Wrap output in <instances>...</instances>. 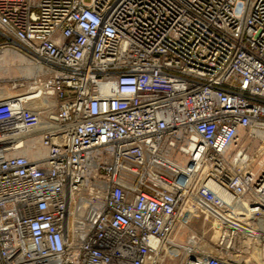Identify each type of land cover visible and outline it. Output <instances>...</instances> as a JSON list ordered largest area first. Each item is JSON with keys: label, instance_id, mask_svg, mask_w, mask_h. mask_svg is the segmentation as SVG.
I'll return each instance as SVG.
<instances>
[{"label": "built area", "instance_id": "1", "mask_svg": "<svg viewBox=\"0 0 264 264\" xmlns=\"http://www.w3.org/2000/svg\"><path fill=\"white\" fill-rule=\"evenodd\" d=\"M0 71V264H264V0H0Z\"/></svg>", "mask_w": 264, "mask_h": 264}, {"label": "rangeland", "instance_id": "2", "mask_svg": "<svg viewBox=\"0 0 264 264\" xmlns=\"http://www.w3.org/2000/svg\"><path fill=\"white\" fill-rule=\"evenodd\" d=\"M88 1V0H86ZM2 71H0L1 73ZM3 77H5V74L3 73ZM0 86L2 87L0 90V95L1 92L5 89H7L8 91L11 90L8 83L6 81H1L0 82ZM12 92V90H11ZM6 95V92H4ZM9 94V93H8ZM181 215L184 218V220L190 225V227L194 230V231H201V214L199 212H197L196 210H194L191 207L190 203H186L182 209H181ZM179 238L183 243H185L186 237L185 235H179V234H174L173 238ZM177 240V239H176ZM179 241V240H178ZM168 245H164V249H166L167 253L164 252L161 255V258L159 259V262L157 264H172L175 262H178L180 260V252L179 250H175V248H171L168 247Z\"/></svg>", "mask_w": 264, "mask_h": 264}, {"label": "bare ground", "instance_id": "3", "mask_svg": "<svg viewBox=\"0 0 264 264\" xmlns=\"http://www.w3.org/2000/svg\"><path fill=\"white\" fill-rule=\"evenodd\" d=\"M1 57H4L5 59L4 60H6V62H7V60H9V58H11L9 55H8V52H3V53H1ZM25 72H26V74H30L31 72H32V67L31 66H29V67H27V69L25 70ZM3 76V72H1L0 73V78ZM4 92H6V95L8 94V93H11V90H7V89H5V90H3L2 92H1V94H3V95H5V93ZM257 224V227H260V229L262 230V231H264V223L263 222H261L260 224L259 223H256ZM262 231H260V233H261V238L263 239V237H264V232H262ZM179 240L178 242H180V243H183L179 238H177V237H175L174 238V240ZM187 242L186 243H188L189 241H190V239L188 238L187 240H186ZM191 242V241H190Z\"/></svg>", "mask_w": 264, "mask_h": 264}]
</instances>
